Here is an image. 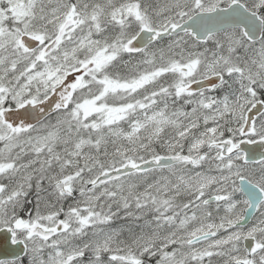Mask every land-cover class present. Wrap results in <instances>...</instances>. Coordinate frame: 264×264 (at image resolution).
<instances>
[{"label": "snow or ice", "instance_id": "obj_1", "mask_svg": "<svg viewBox=\"0 0 264 264\" xmlns=\"http://www.w3.org/2000/svg\"><path fill=\"white\" fill-rule=\"evenodd\" d=\"M0 264H264V0H0Z\"/></svg>", "mask_w": 264, "mask_h": 264}]
</instances>
